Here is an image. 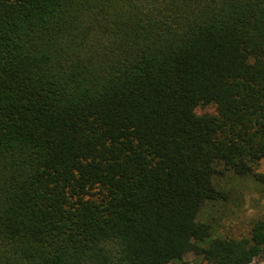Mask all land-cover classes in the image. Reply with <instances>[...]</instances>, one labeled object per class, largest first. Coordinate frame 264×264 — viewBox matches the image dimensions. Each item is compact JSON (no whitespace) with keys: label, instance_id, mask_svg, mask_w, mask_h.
I'll list each match as a JSON object with an SVG mask.
<instances>
[{"label":"trees","instance_id":"obj_1","mask_svg":"<svg viewBox=\"0 0 264 264\" xmlns=\"http://www.w3.org/2000/svg\"><path fill=\"white\" fill-rule=\"evenodd\" d=\"M261 160L264 0H0V264L264 261Z\"/></svg>","mask_w":264,"mask_h":264},{"label":"rangeland","instance_id":"obj_2","mask_svg":"<svg viewBox=\"0 0 264 264\" xmlns=\"http://www.w3.org/2000/svg\"><path fill=\"white\" fill-rule=\"evenodd\" d=\"M196 112L212 113L214 107H199ZM255 171L264 174V160L258 163ZM222 184L230 190L229 196L214 207L206 208L201 219L213 226L216 235L236 239L246 237L253 221L264 217V195L260 188L248 178L224 180ZM193 258L192 254L185 256L191 264H193ZM251 264H264V261H254Z\"/></svg>","mask_w":264,"mask_h":264}]
</instances>
